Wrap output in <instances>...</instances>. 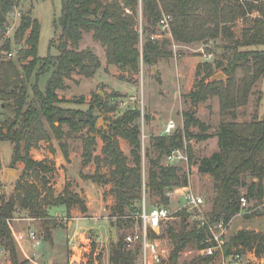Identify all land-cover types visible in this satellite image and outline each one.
Segmentation results:
<instances>
[{
	"label": "trees",
	"instance_id": "1",
	"mask_svg": "<svg viewBox=\"0 0 264 264\" xmlns=\"http://www.w3.org/2000/svg\"><path fill=\"white\" fill-rule=\"evenodd\" d=\"M17 3L18 0H0V53L10 52L13 41L16 44L23 41L26 47L20 54L24 60H31L21 66L23 75L13 62H0V97L12 100L15 115L5 129L0 128V142L12 144V163L20 161L24 168L14 192L8 198L0 195V246L8 252L11 264H26V261L20 262L18 259L16 242L7 222L12 219L17 206L28 211L32 217L45 221L50 219L49 209L54 207H65L67 212L73 207L86 211L84 199L73 192L69 184L61 193L55 194L47 178L53 167L46 160H34L30 155L35 143L49 137L43 121L57 137L63 134L64 125L69 127L71 133L86 129L87 135L82 139L83 157L96 165L95 174L91 177L94 182L113 184V212L133 222L128 217L141 211V112L136 108L127 109L104 130L96 128L94 116V110L106 106L100 96H94L86 112L61 107L62 100L57 91L64 88L65 80L71 79L73 74L92 78L100 68V62L92 51L70 49L68 44L77 47L83 34L90 33L105 48L108 64L136 74L141 62L153 67L160 60L172 58V50L167 49L172 44L189 46L227 40L225 54L220 60L197 65L198 81L186 97L192 105L217 97L220 112L229 113L236 119L237 110L247 106L254 87L264 76V50L256 49L264 46V0H60V15L53 22L54 28L60 30L59 53L42 59L37 55L40 23L30 13L21 16L13 39L5 36L7 15ZM140 12L147 25L141 33L138 27ZM253 13L257 16L252 17ZM163 15L170 18L171 35L170 39L160 43L155 38V28ZM246 18H249L251 25L243 29L241 38L236 39L233 25L237 20ZM143 33L146 38L140 50L138 46ZM249 47L255 49L242 50ZM36 66L39 68L35 81L29 84ZM219 72L226 80L209 81ZM44 75H48V78L41 91L38 82L39 77ZM183 117V129L172 136L155 139L154 146L159 150V156L149 160L145 189L156 204L165 207L170 205L167 193L185 189L189 179L179 165L166 166L161 164V159L182 146L183 136L188 140L194 137L190 127L200 130V134L195 136L199 140L211 137L191 108L183 112ZM92 134L100 135L103 143L101 156L92 155L96 145V138H92ZM214 137L218 151L203 158L198 165V172L212 181L213 196L208 199L211 207L205 214L207 226L214 222L227 224L241 212L242 197L236 189V186H242L241 177L251 178L244 196L246 200H264V111L260 119L253 117L245 122L219 123ZM120 139L130 149L132 164L128 163V157L120 149ZM21 142L24 143L23 155L19 153ZM61 148L67 159L65 144H61ZM187 155L188 163H191V145L188 146ZM101 164L109 168L108 179L99 174ZM254 214L263 216L264 207L261 206ZM191 215L186 209L175 213L174 216H180L181 225L179 230L172 226L166 230L172 250L163 264H209L212 261L211 257L200 255L188 261L178 260L185 249L200 250L205 245L208 228L199 227L200 220L196 228L188 229L187 221ZM122 239L125 244L124 238L119 239L109 260L111 264H134L140 248L137 246L133 251H126ZM223 251L225 255L252 251L261 256L264 264V229L260 232L238 231L226 240ZM89 259L87 264H92V256Z\"/></svg>",
	"mask_w": 264,
	"mask_h": 264
},
{
	"label": "rangeland",
	"instance_id": "2",
	"mask_svg": "<svg viewBox=\"0 0 264 264\" xmlns=\"http://www.w3.org/2000/svg\"><path fill=\"white\" fill-rule=\"evenodd\" d=\"M113 1V0H109ZM40 23V37L37 48V55L40 59L48 55H58V44L60 30L53 26L54 20L60 15V0H18L17 5L7 15V28L5 36L13 39L14 32L19 26L21 16L29 14ZM252 17L257 14L253 13ZM250 18V17H249ZM249 18L239 19L233 25L235 38L242 36L244 28L249 27ZM146 25L144 20L139 18V31ZM145 33V32H144ZM143 33L139 41V49L145 42L146 34ZM155 38L161 43L164 39H170V31H162L155 28ZM227 40L210 41L207 44H193L189 46L172 44L167 47L172 50L173 57L168 60H160L155 66L157 74L152 72L153 67H149L142 62L136 74H130L120 66L110 65L106 61L105 48L92 38L90 33H85L77 47L68 44V48L80 50H90L98 58L100 68L92 78L73 74L71 79L65 80L63 89L57 91L58 97L62 100L61 107L86 112L94 96H100L105 107L94 110L96 118V128L107 130L110 122L118 118L125 110L136 108L141 112L139 125L141 130V172L143 189L141 196L145 197L146 207L154 206L156 200L149 196L145 189L147 183L149 160L159 156V150L155 148V139L164 136L163 130L168 121L172 120L176 125V131L184 128L183 112L191 108L195 116L207 127V134L211 137L206 140H199L195 136L200 134L197 127H190V132L194 136L192 139L191 163H182L180 167L188 174L189 183L182 194L186 191L199 195L207 200V203L200 206L199 210L193 209L188 212L191 217L188 219V229L197 227L205 214L210 210L212 199V181L210 177L198 172V165L203 158L210 157L218 151L217 139L214 133L221 122L250 121L253 117L260 119L264 111V76L253 89L249 97L248 104L237 110V117L234 119L229 113H221L217 97H211L205 102L192 105L186 97L194 90L198 81L196 67L202 62L212 63L220 60L224 54V46ZM26 46L23 41L11 44L10 52L12 57H4L0 53V62H13L21 75V66L27 64L31 59L24 60L20 51ZM255 49L254 47L242 48V50ZM256 49L264 50V46ZM35 70L30 78L29 84L35 81ZM48 75L40 76L38 87L44 90ZM156 78H159L158 81ZM28 84L30 96L31 90ZM12 100L0 97V128L6 126L14 120V109ZM111 108H113L111 110ZM44 122L45 130L49 137L47 140L35 143L30 150V155L34 160H46L53 171L47 175L49 185L55 194L62 192L66 184L70 185L73 192L78 193L83 199L86 211L82 212L78 207L71 208L68 212L65 207H54L49 209L48 221L32 217L28 211L20 209L18 206L13 212L12 219L8 220L12 236L15 239L20 262L26 264H77L74 261L82 256L84 264L92 256V264H111L109 258L113 248L119 239L139 230V224L135 220L130 222L126 218H120L113 212L115 204L113 184H105L102 181L94 182L91 177L95 174L96 165L87 161L83 157L82 139L87 135V130L83 129L78 133H71L67 125L63 126V134L57 137ZM58 125L57 123L55 124ZM96 138V145L92 149L93 156H101L102 141L99 134H92ZM61 144H65L68 158H64ZM120 149L128 157V163L132 164L130 149L127 143L120 139ZM24 143H20L19 153L23 155ZM13 146L8 142H0V195L8 198L15 188L16 181L23 174L24 165L20 161L12 163ZM161 164L165 165V158L161 159ZM10 171L9 174L7 172ZM99 174L109 178V168L101 164ZM251 182L249 176L241 177L242 186H236L241 197H244L247 187ZM171 195L169 211L175 213L188 208H183V195ZM245 198V197H244ZM246 200V198H245ZM247 209L241 210L230 221L226 240L240 230H250L255 232L263 231L264 215H255L256 210H260L264 202L256 200H246ZM122 221V222H121ZM197 222V223H196ZM180 216H173L167 221L159 235L151 237L159 239L160 246L167 251V255L172 250L170 238L166 230L172 226L176 230L180 228ZM33 233V237H30ZM47 236V238H46ZM39 242V245H37ZM123 243V239H122ZM124 244V243H123ZM125 250H134L137 245H123ZM193 248H187L179 254V261H188L197 253ZM250 252V251H249ZM244 254V252H242ZM244 259L250 264H262L261 256L251 251V254H244ZM165 261V260H164ZM163 261V262H164ZM211 264H218L215 258ZM209 263V264H210ZM0 264H11L8 252L0 246ZM134 264H140V255H137Z\"/></svg>",
	"mask_w": 264,
	"mask_h": 264
},
{
	"label": "built area",
	"instance_id": "3",
	"mask_svg": "<svg viewBox=\"0 0 264 264\" xmlns=\"http://www.w3.org/2000/svg\"><path fill=\"white\" fill-rule=\"evenodd\" d=\"M140 21L142 19L140 12ZM169 16L163 15L158 27L165 31L169 30ZM4 57H12V53H4ZM175 123L170 120L165 125L163 130L164 136L169 137L176 132ZM193 143L192 139H186L183 136L182 146L171 151L169 155L165 157L166 166H177L182 163L187 164L189 159L187 155L188 146ZM185 189H176L172 192H168L167 196L182 194ZM184 206L183 208H188L189 210L197 209L206 204L207 200L199 195L192 193L190 190L184 192ZM241 210L248 209L247 202L244 197L240 199ZM264 207V202L262 204ZM175 215L174 211H169L168 207L162 206L160 204H155L154 206L146 207L145 197H142L141 211L129 216L128 218L135 220L139 224V230L134 231L131 234L125 236L124 241L127 246L137 245L139 246L138 255H140V264H163L167 259V251L164 250L160 244L159 239H154L151 237L153 235H159L160 230L163 225L169 221ZM193 216V215H192ZM127 218V217H125ZM264 223V222H263ZM230 222L224 224L223 222H214L207 226L206 218H202L199 227L207 226L208 233L205 239V245L202 249L196 250L197 255L209 256L212 261L216 258L218 264H250L249 260L244 259V254L240 252H234L229 255H225L223 251V246L226 243V235L229 228ZM33 233H30V237H33ZM39 245V242H37ZM165 260V261H164ZM77 264H84V258L81 256L79 260L74 258ZM164 261V262H163ZM211 264V263H210Z\"/></svg>",
	"mask_w": 264,
	"mask_h": 264
},
{
	"label": "water",
	"instance_id": "4",
	"mask_svg": "<svg viewBox=\"0 0 264 264\" xmlns=\"http://www.w3.org/2000/svg\"><path fill=\"white\" fill-rule=\"evenodd\" d=\"M152 72L156 75L157 74V69L155 67L152 68ZM220 80H226L225 76L222 73H217L213 77L210 78L209 81H220ZM10 171L7 172L9 174Z\"/></svg>",
	"mask_w": 264,
	"mask_h": 264
}]
</instances>
